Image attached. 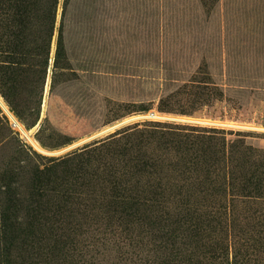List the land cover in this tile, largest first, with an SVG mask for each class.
Returning a JSON list of instances; mask_svg holds the SVG:
<instances>
[{
  "label": "rangeland",
  "instance_id": "1",
  "mask_svg": "<svg viewBox=\"0 0 264 264\" xmlns=\"http://www.w3.org/2000/svg\"><path fill=\"white\" fill-rule=\"evenodd\" d=\"M62 10L60 0L57 26ZM64 37L67 63L54 65L56 29L43 85L33 67L14 92L0 80V99L23 129L0 104V264H47L46 243L59 240L66 227V263L152 260L148 245L143 253L125 243L119 225L143 222L136 216L126 222L125 208L159 207L178 224L264 225V191L257 193L251 183L227 191L172 189L160 203L148 187L132 188L128 194L136 197L118 206L111 196L102 198L111 185L100 168L107 152L100 147L103 140L136 124L137 130H149L153 122L193 134L217 128L233 163L245 162L234 167L236 174L264 176V0H73ZM133 116L142 117L59 152ZM88 144L94 149L86 156L90 162L73 167V160L58 161ZM51 165L55 184L48 188L60 189L57 183L66 177L80 181L74 187L78 200L56 196L57 206L67 211L61 218L44 211L56 203L33 195L47 193L46 173L33 178ZM142 233L147 244L151 235ZM64 256L56 262L64 263Z\"/></svg>",
  "mask_w": 264,
  "mask_h": 264
},
{
  "label": "trees",
  "instance_id": "2",
  "mask_svg": "<svg viewBox=\"0 0 264 264\" xmlns=\"http://www.w3.org/2000/svg\"><path fill=\"white\" fill-rule=\"evenodd\" d=\"M59 1L0 0V80L6 84L8 92L18 89L30 67L34 68V77H37L38 83L43 85L56 29L58 38L54 65L59 68L67 63L64 31L73 0H63L62 19L57 26ZM152 124L153 127L149 130H137V124L131 127L133 130L125 128L111 134L101 143L100 147L104 146L107 150L101 159V173L103 181L108 183L106 185H111L110 191H103L104 200L111 196L118 206H125L136 197V194L133 196L128 192L138 187L153 190L156 194L155 201L159 203L170 190L183 187L188 189V186L200 191L205 188L227 191L231 188L245 189L251 183L257 193L264 191V176L248 179L236 174L235 168L244 167L245 162L238 163L236 159L235 164L233 163L234 157L223 137H218L217 128L193 134L175 125ZM89 145L72 151L58 161L68 163V160H73L69 162L70 165L81 167L84 162H90L86 156L94 149H88ZM233 147L231 146V150ZM51 160L54 163L56 159ZM52 166L34 172L35 180L39 173L41 176L46 173L48 180L45 190L48 191L33 192V195L41 199L47 197L48 201L45 200V203L51 206L56 203V196L58 201L78 200L81 195L76 193L74 187L80 181L76 177L62 178L57 183L62 186L60 189L55 186L48 188V185L55 184L50 180ZM84 180L89 183L87 179ZM34 202L37 203L36 200ZM160 209H124L126 222L135 216L142 217L143 221L141 225L137 223V227L132 226L135 225L133 222L119 225L126 232L125 243L143 253L144 244L148 245L146 253L149 255L152 251L153 255L152 260L147 256L136 257V264H264V225L238 227L178 224L172 222L173 214ZM44 211L57 218L67 212L58 207L57 203L54 209ZM138 211L143 213L139 214ZM69 229L66 227L65 231L58 234L59 240L46 243L43 254L48 258L47 264H54L58 257L64 256V248L70 243L62 238L68 234ZM136 230L137 240L133 236ZM143 230L151 235L147 244L143 242ZM236 231L243 234L237 235ZM63 261L62 264H71L66 263L65 259ZM31 263L35 264L34 261ZM19 264L29 263L25 260Z\"/></svg>",
  "mask_w": 264,
  "mask_h": 264
},
{
  "label": "water",
  "instance_id": "3",
  "mask_svg": "<svg viewBox=\"0 0 264 264\" xmlns=\"http://www.w3.org/2000/svg\"><path fill=\"white\" fill-rule=\"evenodd\" d=\"M0 104L1 106L5 109V111L8 113V115L11 117V119L13 120L14 124L18 125L19 126V121L17 120V118L14 116V114L8 109V107L3 103V101L0 99ZM150 116H154V115H150ZM139 117H142V116H133V117H129V118H125L117 123H114L98 132H96L95 134L89 136L88 138H85L77 143H74L64 149H62L61 151L59 152H63V151H66L72 147H75L77 145H79L80 143H83L85 141H88V140H91V139H94V138H97V137H100V136H103V135H107V134H110L112 132H114L116 129L126 125L127 123L131 122L132 120H135Z\"/></svg>",
  "mask_w": 264,
  "mask_h": 264
},
{
  "label": "bare ground",
  "instance_id": "4",
  "mask_svg": "<svg viewBox=\"0 0 264 264\" xmlns=\"http://www.w3.org/2000/svg\"><path fill=\"white\" fill-rule=\"evenodd\" d=\"M19 123H20V122H19ZM21 125H22V124H21ZM21 125L19 124V126H18V125H17V126H18L21 130H23L22 127H21Z\"/></svg>",
  "mask_w": 264,
  "mask_h": 264
}]
</instances>
